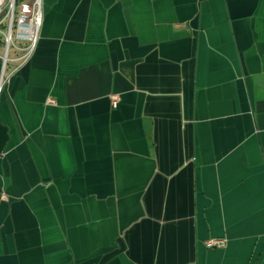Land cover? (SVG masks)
<instances>
[{
	"label": "crops",
	"instance_id": "0c3cea01",
	"mask_svg": "<svg viewBox=\"0 0 264 264\" xmlns=\"http://www.w3.org/2000/svg\"><path fill=\"white\" fill-rule=\"evenodd\" d=\"M43 12L0 37V264H264V0Z\"/></svg>",
	"mask_w": 264,
	"mask_h": 264
},
{
	"label": "built area",
	"instance_id": "2783aa9c",
	"mask_svg": "<svg viewBox=\"0 0 264 264\" xmlns=\"http://www.w3.org/2000/svg\"><path fill=\"white\" fill-rule=\"evenodd\" d=\"M18 1L0 0V37L6 49L4 63L8 59V51L12 46L21 51L23 59L33 52L44 20L43 0H32L30 9H19ZM112 98L116 104L118 96L113 95ZM224 243V239L221 238L207 240L209 247L222 246Z\"/></svg>",
	"mask_w": 264,
	"mask_h": 264
}]
</instances>
